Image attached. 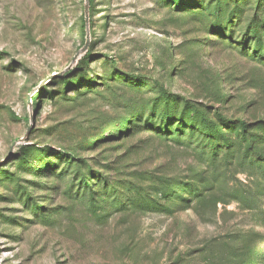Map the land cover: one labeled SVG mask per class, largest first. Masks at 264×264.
I'll list each match as a JSON object with an SVG mask.
<instances>
[{"label": "rangeland", "instance_id": "obj_1", "mask_svg": "<svg viewBox=\"0 0 264 264\" xmlns=\"http://www.w3.org/2000/svg\"><path fill=\"white\" fill-rule=\"evenodd\" d=\"M0 264H264V0H0Z\"/></svg>", "mask_w": 264, "mask_h": 264}, {"label": "trees", "instance_id": "obj_2", "mask_svg": "<svg viewBox=\"0 0 264 264\" xmlns=\"http://www.w3.org/2000/svg\"><path fill=\"white\" fill-rule=\"evenodd\" d=\"M258 23L259 22L256 19H253L252 22L250 23L252 25V26H250V28H253L254 29L252 35L254 36L255 40H259V32L257 31V29L255 30V28L258 26ZM167 101H168V98L165 99V102H167ZM247 126L248 125L246 123H242L241 124V129H242L243 133L245 131V127H247ZM206 130H207V128H206ZM217 131L219 132V130H217ZM221 140H223V137H221ZM143 194H144V192H141V193L137 194V196L141 198V200L138 201L139 203H143L145 206H148V207H150L149 205H153V203H155V201L151 200L149 196H145V197L142 198V195ZM164 196H165V194H164ZM128 205H131V206H134V207L139 206V204L136 203V199L130 200L129 203H128ZM134 207H132V208L133 209H136Z\"/></svg>", "mask_w": 264, "mask_h": 264}]
</instances>
